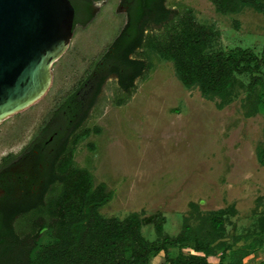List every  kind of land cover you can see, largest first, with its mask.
Masks as SVG:
<instances>
[{
  "label": "rangeland",
  "instance_id": "obj_1",
  "mask_svg": "<svg viewBox=\"0 0 264 264\" xmlns=\"http://www.w3.org/2000/svg\"><path fill=\"white\" fill-rule=\"evenodd\" d=\"M120 3L101 0L88 23L76 24L69 48L52 66L47 94L0 124V157L20 150L50 121L58 99L75 87L118 35L126 23ZM166 4L190 6L199 22L217 28L220 39L213 49L250 47L259 54L264 50V15L252 7L222 14L210 0ZM145 59L148 69L124 101H118L116 77L106 79L82 125L90 131L76 144V163L91 171L95 184L104 182L113 191L101 214H162L164 230L174 235L190 202H195L201 212L225 214L228 241L256 229L258 213L253 212L259 210L256 200L264 194V167L258 159L264 142V104L256 114H246L242 103L248 76L238 75L223 100L207 99L198 88L184 86L165 57L145 51ZM142 232L155 239L151 224ZM259 249L245 257L246 264L264 260V241ZM220 254L219 250L209 260L219 262ZM162 262V254L152 260Z\"/></svg>",
  "mask_w": 264,
  "mask_h": 264
},
{
  "label": "trees",
  "instance_id": "obj_2",
  "mask_svg": "<svg viewBox=\"0 0 264 264\" xmlns=\"http://www.w3.org/2000/svg\"><path fill=\"white\" fill-rule=\"evenodd\" d=\"M70 1L75 9L74 30L77 23L86 24L91 19L92 0ZM210 1L222 14L238 13L249 6L264 15L263 0ZM126 3L123 28L75 87L58 99L50 121L25 146L28 150L33 143L44 147L48 143L54 148L48 164L44 162L47 192L22 208L15 224L5 223L0 214V264H152L160 254L161 264H244L245 257L262 247L264 194L256 200L259 210L253 212L258 213L257 228L231 241L226 238L225 214L201 212L195 202H190V211L174 235L164 230L162 214L131 212L123 218L101 214L100 208L112 198L113 191L104 182L95 184L91 171L76 163V144L90 131L82 122L106 79L116 77L121 93L118 101H124L135 80L148 69L145 51L171 61L182 84L198 88L207 99L223 100L237 76L246 74L249 80L242 103L246 114H256L264 104V50L259 54L250 47L213 49L220 31L199 22L190 6L171 8L166 0ZM41 154L44 160L45 154ZM258 159L264 167V142ZM145 224L152 225L155 239L145 237ZM219 250V262H211L209 257Z\"/></svg>",
  "mask_w": 264,
  "mask_h": 264
},
{
  "label": "water",
  "instance_id": "obj_3",
  "mask_svg": "<svg viewBox=\"0 0 264 264\" xmlns=\"http://www.w3.org/2000/svg\"><path fill=\"white\" fill-rule=\"evenodd\" d=\"M74 16L70 0H0V124L47 94Z\"/></svg>",
  "mask_w": 264,
  "mask_h": 264
},
{
  "label": "flooded vegetation",
  "instance_id": "obj_4",
  "mask_svg": "<svg viewBox=\"0 0 264 264\" xmlns=\"http://www.w3.org/2000/svg\"><path fill=\"white\" fill-rule=\"evenodd\" d=\"M99 1L101 0L91 1V18ZM120 7L124 8L127 14L126 0H121ZM83 123L84 121L82 125ZM45 145L44 147L33 143L28 150H25L24 146L15 153L9 152L0 157V214L5 223L8 221L15 224L20 217V210L34 204L39 196L47 192L44 186V162L48 164L46 160L54 148L49 147L48 143ZM41 153L45 154V161L41 159ZM10 154L12 156L8 157ZM12 214L14 219H11Z\"/></svg>",
  "mask_w": 264,
  "mask_h": 264
},
{
  "label": "crops",
  "instance_id": "obj_5",
  "mask_svg": "<svg viewBox=\"0 0 264 264\" xmlns=\"http://www.w3.org/2000/svg\"><path fill=\"white\" fill-rule=\"evenodd\" d=\"M261 249H259L258 251H260ZM251 255V257H253L254 256V254L252 253V254H250ZM249 255V256H250ZM246 262H247V260H244V264H246Z\"/></svg>",
  "mask_w": 264,
  "mask_h": 264
}]
</instances>
